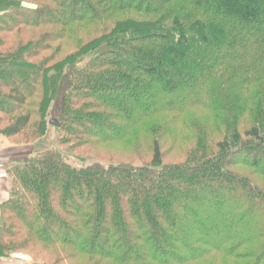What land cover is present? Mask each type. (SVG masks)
<instances>
[{
    "label": "trees",
    "instance_id": "16d2710c",
    "mask_svg": "<svg viewBox=\"0 0 264 264\" xmlns=\"http://www.w3.org/2000/svg\"><path fill=\"white\" fill-rule=\"evenodd\" d=\"M52 119L94 160L9 168L0 258L264 264V0H0V130Z\"/></svg>",
    "mask_w": 264,
    "mask_h": 264
},
{
    "label": "rangeland",
    "instance_id": "374dc122",
    "mask_svg": "<svg viewBox=\"0 0 264 264\" xmlns=\"http://www.w3.org/2000/svg\"><path fill=\"white\" fill-rule=\"evenodd\" d=\"M58 127L49 123V129H48L46 136L42 137L41 139L37 141H33V142L28 141L26 137H24V135L11 137L13 141V148H12L10 156L7 155L6 158L10 157L12 158V160L15 158L22 159L26 156L44 151L46 149H56L58 151H62L61 152L62 155H65V156L69 155L68 160H70L71 162H73L74 164L78 166L87 165L94 160L92 156H89V154L85 152V150L75 151L73 149L72 152H68L67 149L71 147V145L70 146H60L58 144V136L60 134V131H58L57 129ZM167 149L168 147L165 148V151H167ZM116 150H117V147L115 145H108L105 148L102 147L101 149L98 150V152H95L94 154L98 156H103L104 153L112 154ZM140 159L133 158L131 159V161L139 165L143 162L149 163L151 161V152L150 153L147 152V154L144 155ZM177 160L179 159L174 157L172 154H168V153L164 157V161L166 163H170V162L177 161ZM236 169L241 171L242 174H249L251 172L250 170L243 168V167H238ZM260 182L263 185L264 179H260ZM252 213L254 215L256 213L259 214L258 212H255V211H253ZM11 259L13 261L12 264H41V263H37L31 256L24 254V253L14 254L11 257ZM74 264H90V262L87 259H77V261Z\"/></svg>",
    "mask_w": 264,
    "mask_h": 264
},
{
    "label": "crops",
    "instance_id": "0c3cea01",
    "mask_svg": "<svg viewBox=\"0 0 264 264\" xmlns=\"http://www.w3.org/2000/svg\"><path fill=\"white\" fill-rule=\"evenodd\" d=\"M13 148V141L11 137L6 136L0 130V204L7 201L10 198L12 189V177L9 173V168L16 163L20 158H12L10 156ZM1 215V211H0ZM10 258H0V264H12Z\"/></svg>",
    "mask_w": 264,
    "mask_h": 264
},
{
    "label": "water",
    "instance_id": "95a60500",
    "mask_svg": "<svg viewBox=\"0 0 264 264\" xmlns=\"http://www.w3.org/2000/svg\"><path fill=\"white\" fill-rule=\"evenodd\" d=\"M50 123L52 124V125H55V126H60V123L58 122V120H56V119H52L51 121H50Z\"/></svg>",
    "mask_w": 264,
    "mask_h": 264
}]
</instances>
